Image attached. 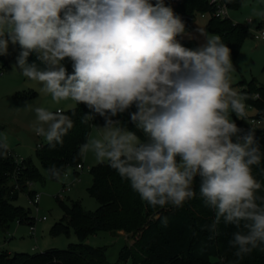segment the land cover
<instances>
[{"label": "clouds", "instance_id": "9594fccd", "mask_svg": "<svg viewBox=\"0 0 264 264\" xmlns=\"http://www.w3.org/2000/svg\"><path fill=\"white\" fill-rule=\"evenodd\" d=\"M230 2L216 14H225ZM183 33L184 23L164 0H0V54L9 39L18 43L20 73L37 82L40 92L56 104H86L105 118L78 155L91 153L107 164L153 208H181L195 199L198 175L199 198L215 212L210 230L216 233L221 221L238 229L230 241L237 264L264 250V195L258 194L264 185L253 174L264 154L255 127L237 135L241 129L232 114L247 117L249 96L232 86L231 49L219 35L202 31L206 42L186 48L176 39ZM31 52L45 69L28 63ZM65 58L72 61V74ZM132 106L137 110L131 119L144 139L111 118ZM27 107L35 113V134L53 149L62 146L74 127L71 116L62 108ZM91 119L85 115L82 123ZM10 150L7 134L0 133V157ZM46 174L57 182L69 179L56 166ZM162 223L167 226V218Z\"/></svg>", "mask_w": 264, "mask_h": 264}, {"label": "trees", "instance_id": "16d2710c", "mask_svg": "<svg viewBox=\"0 0 264 264\" xmlns=\"http://www.w3.org/2000/svg\"><path fill=\"white\" fill-rule=\"evenodd\" d=\"M225 2V0H223ZM155 4L156 0H151ZM242 0H231L228 7H238ZM166 7L173 10L185 25V30L195 27L200 13L210 12L208 22L211 33L219 35L224 44L236 55L240 44L249 36V28L243 24H235L229 17L222 18L214 15L215 7L210 0H164ZM63 18V11L60 13ZM262 24V23H261ZM181 35H178V40ZM179 42L186 48L199 47L196 40L183 38ZM19 56L23 51L18 44ZM28 63H35L43 70L45 65L40 62L35 52L28 56ZM68 74H72V61L65 58L62 61ZM249 96L247 103L264 113V84L252 82L244 91ZM260 97L255 99L254 95ZM137 109L132 106L123 113L111 117L119 121L122 128L134 132L141 139L144 133L132 121L131 113ZM70 115L74 127L64 137L62 146L55 149L47 143L41 144L37 157L42 167L47 170L52 166L68 170L74 168L79 174L78 165L84 163V158L78 155L80 146L87 142L93 127L104 126L105 118L91 112L86 104L66 112ZM85 115H91L88 123H82ZM240 121H236L237 126ZM248 128L246 125L244 129ZM254 139L260 151L264 154V125L254 130ZM15 153L10 150L6 157H0V229L7 231L14 221L32 223V215L24 207L14 204V199L21 190L29 188L27 181H43V175L37 165L30 159H22L18 163ZM93 184L88 191L99 201L96 211L86 210L80 201L67 203L60 199L59 203L65 211V222L58 223L52 228V234L69 232L73 226L79 237V242L70 244L67 249H49L45 251L12 252L0 249V264H124L129 258L133 264H232L237 261L233 255L236 249L230 246L233 233L238 229L235 225L224 224L217 226L213 233L210 226L215 220L214 210L203 205L199 198L201 179L194 178L193 188L197 197L185 203L181 208L168 205L164 208H153L143 202L134 192L130 183L122 180L118 173L107 164H98L91 169ZM253 174L264 185V161L259 167L253 168ZM18 186V188H16ZM36 191L32 190L30 195ZM259 195H264V189ZM167 218V226L162 221ZM110 232L119 235L120 231L140 232L139 237L131 246H125L121 251L120 261L111 262L106 254V248L95 247L85 243L89 235L98 232ZM264 248V246H261ZM237 264H264V250L257 248L246 255Z\"/></svg>", "mask_w": 264, "mask_h": 264}, {"label": "rangeland", "instance_id": "374dc122", "mask_svg": "<svg viewBox=\"0 0 264 264\" xmlns=\"http://www.w3.org/2000/svg\"><path fill=\"white\" fill-rule=\"evenodd\" d=\"M229 18L235 24L247 26L251 36L246 38L239 46L236 55L231 54L234 70L231 75V83L234 88L244 92L252 82L264 84V41H257L254 33L257 28L264 27V0H242L238 7H228ZM210 12L200 13L197 17L195 27L185 30L181 34L183 38L196 40L201 46L206 42V37L201 33L213 34L207 25L211 17ZM262 23V24H261ZM5 39H8L7 35ZM19 57L18 43L13 44L9 39L7 52L0 54V133L7 134L11 150L21 159L32 160L40 169L43 181L34 182L27 190H21L14 199V204L24 207L35 216L36 238L30 230V223L14 221L7 231L0 229V249L17 252L45 251L49 249H67L70 244L78 243L79 237L73 226L69 232L52 234V228L65 222V211L57 197L67 203L76 200L80 201L88 211H96L99 208V201L88 191L93 184L91 169L98 165L91 153L84 158V168L76 174L74 168H69V179L64 182H57L47 177L46 170L42 167L36 153L41 144H45L43 137L35 134L32 130V122L35 120V113L27 106H42L51 111L62 108L65 113L77 107L74 101H61L56 104L50 95L40 92V85L32 82L21 75L17 66ZM15 69V71H14ZM247 117L242 120L232 114V119L241 122L240 137L245 133L244 127L252 125L251 117L256 115L252 104L247 103ZM103 127V126H99ZM97 126L92 129L91 134L95 135ZM233 136L232 139H236ZM75 180L74 184L73 181ZM70 184V190H67ZM34 190L41 194L40 212L37 214L34 205L30 202V192ZM46 220H42L43 217ZM119 235L110 232H98L89 235L85 243L95 247L106 248V254L111 262L120 261L121 251L125 246H131L139 237L140 232L120 231ZM33 247H36L35 249ZM124 264H133L129 258Z\"/></svg>", "mask_w": 264, "mask_h": 264}, {"label": "built area", "instance_id": "2783aa9c", "mask_svg": "<svg viewBox=\"0 0 264 264\" xmlns=\"http://www.w3.org/2000/svg\"><path fill=\"white\" fill-rule=\"evenodd\" d=\"M173 1L176 2L177 0H173ZM210 3L212 5H214V7H215V11H214V15L215 16L222 17V18H226V17L229 16L228 5H227V11H226L225 14H222V15H217L216 14L217 10L221 6V4L225 3L223 0H210ZM254 38L257 41H264V27L257 28L255 30ZM0 74L3 75V72H1ZM259 97H260V95L258 93L254 95L255 99H257ZM251 122H252L251 127L250 128L248 127V128L245 129V133L240 136L241 138L245 134H247L250 131H252V127H255V129H257V128H260L261 126L264 125V113H260V111L257 109L256 115L251 117ZM233 142H237V138L234 139ZM239 142L243 143V140L241 139ZM15 157H16L17 162L21 163L22 159L20 157H18L17 155ZM77 167H78L79 170L83 169L84 168V163L79 164ZM74 182H75V180L73 181L72 184H74ZM27 184H28V186H32L33 182L27 181ZM16 188H18V186H16ZM67 190H70V184L68 185ZM30 202H31L32 205H34L35 211L38 214L40 212L41 194L36 191L33 195H30ZM34 219H35V216H34ZM34 219H33L32 223H30V230L35 236L36 235V225L34 224ZM46 219H47V217H45V216L42 218V220H46ZM35 238H36V236H35ZM33 248L35 249L36 247H33Z\"/></svg>", "mask_w": 264, "mask_h": 264}, {"label": "crops", "instance_id": "0c3cea01", "mask_svg": "<svg viewBox=\"0 0 264 264\" xmlns=\"http://www.w3.org/2000/svg\"><path fill=\"white\" fill-rule=\"evenodd\" d=\"M255 110H256V112H257V108L255 107ZM10 253H12V251H9ZM14 252V251H13ZM16 252V251H15Z\"/></svg>", "mask_w": 264, "mask_h": 264}]
</instances>
